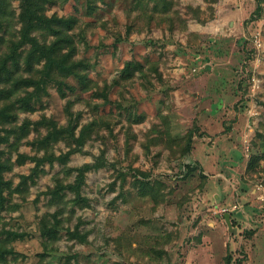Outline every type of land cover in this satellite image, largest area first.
Instances as JSON below:
<instances>
[{
    "label": "rangeland",
    "instance_id": "374dc122",
    "mask_svg": "<svg viewBox=\"0 0 264 264\" xmlns=\"http://www.w3.org/2000/svg\"><path fill=\"white\" fill-rule=\"evenodd\" d=\"M91 1L48 5L47 13L81 19L86 41L77 56L89 59L97 87L76 100L50 82L32 98L33 112L16 109V124L2 126L35 122L18 151L41 157L34 142L52 129L42 121L65 127L78 117L77 136L92 123L66 165L45 159L25 192L0 207V264H264V0L260 7L256 0H94L93 11ZM13 4L19 11V0ZM128 60L146 71L157 62L162 77L136 72L133 83H115ZM191 130L193 149L183 155ZM68 143L61 138L51 149L76 147ZM1 148L14 162L4 174L16 187L36 162L17 164V151ZM255 155L261 159L248 169ZM100 157L106 164L88 171L82 187L90 206L73 205L67 189L63 228L50 238L43 218L57 207L47 190L60 179L74 182L68 167ZM78 223L86 241L71 237Z\"/></svg>",
    "mask_w": 264,
    "mask_h": 264
},
{
    "label": "trees",
    "instance_id": "16d2710c",
    "mask_svg": "<svg viewBox=\"0 0 264 264\" xmlns=\"http://www.w3.org/2000/svg\"><path fill=\"white\" fill-rule=\"evenodd\" d=\"M69 0H19V11L13 4V0H0V207H4L5 203L13 197L15 193L22 194L28 188L29 181H34L36 176L42 170L39 169L44 160H58L66 165L70 155L85 143L83 134L88 130L92 123H84L80 129L78 136L76 129L79 126L78 117L74 120L71 117L67 126L58 127L54 121L45 119L44 123H49L52 129L47 135L36 138L35 148L43 149L44 156H31L27 153L18 151L21 139L28 135L30 124H34L26 119L20 126H16L11 131L2 128L4 125H15L17 119V111L33 112L35 106L32 102L33 97H40L41 93H45V87L50 82L58 85V91L62 98H66L68 91L74 94L76 100H82L81 94L89 92L97 87L95 79L90 77L87 70L92 66L88 58L77 56L79 53V43L86 41L80 25L81 19L75 14L59 15L47 13L48 5H63ZM258 7L262 0H256ZM89 8L93 11L95 1L92 0ZM164 9H168V3L165 1ZM131 30L128 28L126 35L129 36ZM118 40H121L119 38ZM150 67L146 71L141 62L128 60L120 71V76L115 83L128 81L133 83L136 72L140 76L148 77L149 73L154 72L162 77V71L159 70L157 62H150ZM149 72V73H148ZM35 73H39V77H35ZM76 80V84H71L65 80L67 78ZM93 94L101 95L107 101V93L93 91ZM74 115V114H73ZM131 113L129 117L131 118ZM144 117L139 116L134 122L142 121ZM15 130H18L17 132ZM11 136L14 140L11 141ZM194 131L191 130L183 139L181 148L182 154L187 155L193 149ZM68 139L70 147L73 143L76 147H71L65 153L55 155L51 149L52 143L59 139ZM9 148L17 151L15 163L24 164L27 160L36 162L32 173L29 175H21L20 183L13 187V183L5 178V172L9 170L14 162L10 157H4V149L1 148L5 144ZM260 156L252 157L248 164V169L256 166ZM105 161L100 157L94 163H85L79 167H68L70 171L76 172L74 182L64 183L62 179L58 180L48 193L51 195V202L56 205V211L48 213L43 218V230L50 236L55 238L59 229L63 228L64 214L67 206L65 191L68 189L75 193V198L71 199V203L79 207L90 206V200L82 195V187L85 183L86 173L94 168L105 165ZM192 170L191 168L189 169ZM69 208V207H68ZM71 214L75 212L70 210ZM231 222L234 223V215L231 214ZM81 223L75 228V233L71 237H77L81 241H86L87 233L79 230ZM11 235L16 233L8 232ZM4 252H0V257L4 256ZM71 255L68 257V263Z\"/></svg>",
    "mask_w": 264,
    "mask_h": 264
},
{
    "label": "built area",
    "instance_id": "2783aa9c",
    "mask_svg": "<svg viewBox=\"0 0 264 264\" xmlns=\"http://www.w3.org/2000/svg\"><path fill=\"white\" fill-rule=\"evenodd\" d=\"M258 40V41H257ZM256 46H261V41L259 40V39H256ZM253 89L255 90L257 87L259 88L260 87V79L259 78H256V77H253ZM263 186V185H262ZM262 186H260L261 187V189L263 190V192H264V187H262ZM260 197L262 198V199H264V193L262 194V195H260Z\"/></svg>",
    "mask_w": 264,
    "mask_h": 264
},
{
    "label": "crops",
    "instance_id": "0c3cea01",
    "mask_svg": "<svg viewBox=\"0 0 264 264\" xmlns=\"http://www.w3.org/2000/svg\"><path fill=\"white\" fill-rule=\"evenodd\" d=\"M221 1H222L223 3L226 2V1H223V0H221ZM220 3H221V2H220ZM189 29H190V31H189L190 33H191V32H194L193 30H195V25L190 24V25H189ZM181 58H182V57H181ZM182 59H183V58H182Z\"/></svg>",
    "mask_w": 264,
    "mask_h": 264
},
{
    "label": "water",
    "instance_id": "95a60500",
    "mask_svg": "<svg viewBox=\"0 0 264 264\" xmlns=\"http://www.w3.org/2000/svg\"><path fill=\"white\" fill-rule=\"evenodd\" d=\"M225 219L228 223H230V213H225Z\"/></svg>",
    "mask_w": 264,
    "mask_h": 264
}]
</instances>
